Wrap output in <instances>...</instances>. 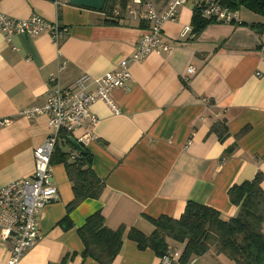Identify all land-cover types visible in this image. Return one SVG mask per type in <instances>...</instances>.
<instances>
[{
    "label": "crops",
    "instance_id": "crops-1",
    "mask_svg": "<svg viewBox=\"0 0 264 264\" xmlns=\"http://www.w3.org/2000/svg\"><path fill=\"white\" fill-rule=\"evenodd\" d=\"M57 1L0 0V12L7 16L38 14L68 29L58 43L48 34L6 40L0 32V118L11 119L0 127V187L30 176L33 149L52 131L47 115L28 119L19 114L45 101L50 76L67 86L81 74L97 78L113 71L147 30L146 21L126 10L136 8L129 0L123 10L115 5L117 24L106 23L101 11ZM166 2L154 0L156 9L162 11ZM194 5L188 0L174 20L163 24L171 50L133 62L130 80L111 91L118 113L104 101L91 105L97 122L84 146L105 187L98 198H85L70 211L68 228L59 220L73 198L72 185L64 163H52L58 195L41 210L40 238L22 264H101L82 256L78 234L95 211L110 229L135 228L148 236L154 230L149 218H178L187 201L209 206L224 218L235 216L238 207L228 189L258 172L264 190V15L244 8L242 13L240 7L245 24L211 22L197 35L190 31L182 37L184 26L192 29ZM190 65L194 73L187 72ZM222 119L227 134L220 140L211 126ZM10 247L11 241L0 238V264H6ZM111 264H159V257L125 238ZM190 264L233 262L211 249Z\"/></svg>",
    "mask_w": 264,
    "mask_h": 264
},
{
    "label": "built area",
    "instance_id": "built-area-1",
    "mask_svg": "<svg viewBox=\"0 0 264 264\" xmlns=\"http://www.w3.org/2000/svg\"><path fill=\"white\" fill-rule=\"evenodd\" d=\"M58 2L57 0H54ZM188 0H167L162 11L155 7L154 0H129L126 7L129 13L147 22V30L134 46L130 57L122 59L117 69L104 75L91 78L81 74L67 86L58 82L57 76H50L46 99L43 103L23 108L19 114L31 119L37 115H47L51 133L44 141L33 149L34 168L28 177L17 179L0 187V238L11 241L6 264H22L26 252L31 249L41 232L38 219L43 207L57 198L58 190L53 183L52 155L58 142L60 130L69 132L79 143L85 145L93 136V127L97 117L91 112V105L100 100L107 103L113 112L119 109L111 98V91L124 87L131 78V64L144 60L156 50L170 51L171 45L164 40L163 24L177 17L178 8ZM194 9H199L201 17L214 22H241L239 11L223 5L219 0H192ZM116 8L114 13H116ZM67 27L58 22H49L38 14H32L25 19H17L0 12V32L6 40L14 35L34 37L48 34L54 43L67 34ZM191 28L184 26L180 35L185 37ZM64 67V63L61 65ZM190 65L188 73H194ZM95 88L89 90L90 82ZM9 117L0 118V127L9 124ZM88 129L77 135L80 129ZM180 251L171 249L160 258L161 264H177Z\"/></svg>",
    "mask_w": 264,
    "mask_h": 264
},
{
    "label": "trees",
    "instance_id": "trees-1",
    "mask_svg": "<svg viewBox=\"0 0 264 264\" xmlns=\"http://www.w3.org/2000/svg\"><path fill=\"white\" fill-rule=\"evenodd\" d=\"M232 9L243 7L252 12L264 15V0H219ZM127 0H105L101 12L105 22L117 24L120 17H114L115 5L120 10L125 8ZM214 22L201 17L195 8L191 18L192 33L197 35L209 23ZM237 24H245L243 21ZM253 26V23L250 24ZM211 131L222 140L227 134L225 120L217 121ZM72 136L60 130L58 142L52 155L53 162L65 165L67 176L72 185L73 198L66 205V213L59 220L65 228L70 227V211L85 198H98L104 182L92 168V156L86 147L78 151L69 141ZM73 137V136H72ZM65 144L69 150H61ZM229 147L226 152H231ZM263 175L258 172L253 179L234 184L228 189L230 201L238 207L235 216L224 218L220 213L203 204L187 201L178 218L160 215L149 218L154 225L153 232L146 236L135 228L126 229L120 226L110 229L104 224L100 211L90 214L84 224L78 228V234L84 245L82 256L91 257L101 264H111L121 250L125 238L134 240L140 249L150 248L160 258L167 254L173 245H183L177 264H190L194 256L209 250H215L233 264H264V190L261 187Z\"/></svg>",
    "mask_w": 264,
    "mask_h": 264
},
{
    "label": "water",
    "instance_id": "water-1",
    "mask_svg": "<svg viewBox=\"0 0 264 264\" xmlns=\"http://www.w3.org/2000/svg\"><path fill=\"white\" fill-rule=\"evenodd\" d=\"M68 2L72 5L86 7V8L94 9L97 11H101L105 4V0H68ZM69 141L74 145V147L78 151H83L84 148L78 141H76L75 138L70 136Z\"/></svg>",
    "mask_w": 264,
    "mask_h": 264
},
{
    "label": "rangeland",
    "instance_id": "rangeland-1",
    "mask_svg": "<svg viewBox=\"0 0 264 264\" xmlns=\"http://www.w3.org/2000/svg\"><path fill=\"white\" fill-rule=\"evenodd\" d=\"M240 9H241L242 13L245 12V10H244L245 8L243 9V7H241Z\"/></svg>",
    "mask_w": 264,
    "mask_h": 264
}]
</instances>
